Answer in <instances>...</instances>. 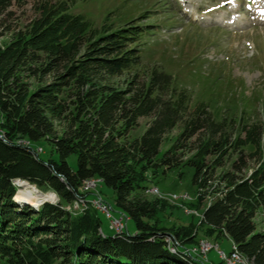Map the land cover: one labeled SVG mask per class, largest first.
I'll use <instances>...</instances> for the list:
<instances>
[{
    "label": "trees",
    "instance_id": "trees-1",
    "mask_svg": "<svg viewBox=\"0 0 264 264\" xmlns=\"http://www.w3.org/2000/svg\"><path fill=\"white\" fill-rule=\"evenodd\" d=\"M25 1L0 0V18ZM77 1L34 0L35 15L8 26L0 43V264H204L183 252L203 235L229 237L250 262L264 264V229L255 222L264 209V111L219 116L202 101L191 105L170 73L140 67L149 24L95 25L72 11ZM41 140L51 146L46 157L34 149ZM183 168L192 171L202 214L167 227L160 200L145 193L152 176L172 169L181 176ZM15 178L53 190L58 201H18ZM90 178L113 190L132 232L107 234L97 209L73 207Z\"/></svg>",
    "mask_w": 264,
    "mask_h": 264
},
{
    "label": "rangeland",
    "instance_id": "rangeland-1",
    "mask_svg": "<svg viewBox=\"0 0 264 264\" xmlns=\"http://www.w3.org/2000/svg\"><path fill=\"white\" fill-rule=\"evenodd\" d=\"M257 1L78 0L72 11L83 13L95 25L108 21L118 25L133 18L139 20L140 24H149L154 32L145 37L140 45L141 68L154 66L170 73L176 84L190 94L191 105L202 101L219 116L229 115L228 110H234L236 114L239 111L251 113L250 117L255 118L256 113L264 111V21H257V16L258 20H263L264 15L257 14L260 9ZM33 3L34 0H26L8 8L7 13L0 18V43L8 39V26L20 27L35 15ZM126 76L124 74L121 77V84ZM148 120L149 117L140 118L139 126L131 131V136L139 134ZM177 131L174 129L166 136L159 148L160 154L170 145ZM38 145L43 149L40 155L46 157L50 144L41 140ZM251 148L247 146L246 150ZM234 157L225 163V169L229 168ZM70 163L76 166L73 156ZM249 164L252 167L255 163L252 160ZM178 170L172 169L165 174L160 172L152 176L148 182L150 187L145 193L146 197L160 200L162 210L158 217L162 225L167 227L197 223L202 214L201 209L194 207L195 187L191 183V169L183 168L181 176H178ZM27 184L42 192H54L38 188L30 182ZM17 188L15 197L23 201L27 192L20 186ZM95 188L116 213L113 190L101 182ZM92 192L96 194V190ZM56 197L43 200L56 203ZM209 202L210 198H207L206 204ZM85 203L88 201L85 200ZM73 204L83 205V198L77 194ZM98 216L101 229L107 234L113 233L114 229L109 227V219L105 214L98 211ZM255 222L258 230L264 229V209L256 213ZM126 227L132 232L133 221L128 219ZM205 239L229 251L230 241L226 237L215 239L203 235L199 241ZM200 258L204 264H226L220 260L215 248Z\"/></svg>",
    "mask_w": 264,
    "mask_h": 264
},
{
    "label": "bare ground",
    "instance_id": "bare-ground-1",
    "mask_svg": "<svg viewBox=\"0 0 264 264\" xmlns=\"http://www.w3.org/2000/svg\"><path fill=\"white\" fill-rule=\"evenodd\" d=\"M258 3H259L260 9H259V13H257V12L256 13L259 14L260 16H262V15H264V3L260 0L258 1ZM0 135H2V134H0ZM19 142H22L24 144L28 143L27 141H24V140L23 141L20 140ZM37 148H38V153H40V151L42 152V148L40 146H38ZM99 181L100 180L97 178L87 179L82 185V192L88 191L89 188H92V191H95L96 190L95 187ZM27 183L24 179L23 180L19 179L17 181H14L15 185L22 187V189H25V191L27 192V197L23 198L24 199L23 201H27V202L35 205L43 199H47V198L48 199H55V198H57L56 194L54 195V192H50V191L49 192L48 191L42 192V191L38 190L35 186L29 185ZM92 194H95V193L92 192ZM95 195H97V194H95ZM80 196L82 197V195H80ZM100 198H102V197L100 196ZM87 201L92 203V198L87 200ZM105 215H106V217L111 219L110 215H108L106 213H105ZM117 231H120V230H117ZM212 248H215L220 260L224 261L226 264H253L252 262H250L247 259V257L245 255H243L241 252L238 251V249L236 248V246L233 243H231L230 250L228 252H226L223 249H220L218 247V244L212 245L210 241L205 239V240L198 241V243L196 245L194 244V245L188 246L186 251H188L189 254L191 253L194 256H196L197 258L198 257L200 258V257L206 255V253L209 250H211Z\"/></svg>",
    "mask_w": 264,
    "mask_h": 264
},
{
    "label": "built area",
    "instance_id": "built-area-1",
    "mask_svg": "<svg viewBox=\"0 0 264 264\" xmlns=\"http://www.w3.org/2000/svg\"><path fill=\"white\" fill-rule=\"evenodd\" d=\"M0 134L2 132L0 131ZM3 135V134H2ZM28 143H26L27 145ZM36 152L38 153L37 146L34 147ZM14 181L19 180L18 178L13 179ZM83 197V205H74L73 207L78 209H86L88 207H92L101 211L102 213H106L111 217V224H109L110 228H113L116 232L117 230H126V221L128 220L127 216H121L118 212H114V210L110 207L109 204L106 203L103 199H101L98 195L92 194V188H89L86 192H81ZM85 196H92V203H85ZM175 242L173 241V244ZM183 252L189 254V252L183 249ZM197 258V257H196Z\"/></svg>",
    "mask_w": 264,
    "mask_h": 264
},
{
    "label": "crops",
    "instance_id": "crops-1",
    "mask_svg": "<svg viewBox=\"0 0 264 264\" xmlns=\"http://www.w3.org/2000/svg\"><path fill=\"white\" fill-rule=\"evenodd\" d=\"M229 241H230V246H231V239L229 237H226ZM230 246H229V249L230 250ZM214 263V262H211V264Z\"/></svg>",
    "mask_w": 264,
    "mask_h": 264
},
{
    "label": "water",
    "instance_id": "water-1",
    "mask_svg": "<svg viewBox=\"0 0 264 264\" xmlns=\"http://www.w3.org/2000/svg\"><path fill=\"white\" fill-rule=\"evenodd\" d=\"M54 195H55V193H54ZM43 201H45V200H43ZM43 201H39L37 204H35V205H33L32 204V206H37L38 204H40L41 202H43Z\"/></svg>",
    "mask_w": 264,
    "mask_h": 264
}]
</instances>
